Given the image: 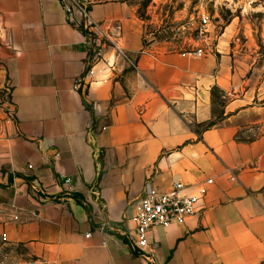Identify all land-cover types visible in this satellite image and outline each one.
<instances>
[{
    "label": "crops",
    "instance_id": "obj_1",
    "mask_svg": "<svg viewBox=\"0 0 264 264\" xmlns=\"http://www.w3.org/2000/svg\"><path fill=\"white\" fill-rule=\"evenodd\" d=\"M172 4L93 0L112 43L75 91L91 57L60 2L0 0V256L264 264V52L237 42L231 23L211 54H184L171 25L185 10ZM115 45L137 70L114 60ZM147 179L161 189L213 181L184 225L149 233L153 263L124 235Z\"/></svg>",
    "mask_w": 264,
    "mask_h": 264
},
{
    "label": "built area",
    "instance_id": "obj_2",
    "mask_svg": "<svg viewBox=\"0 0 264 264\" xmlns=\"http://www.w3.org/2000/svg\"><path fill=\"white\" fill-rule=\"evenodd\" d=\"M62 5L69 22L77 25L86 37V45L90 58V67L85 74L78 78L73 85V90L78 91L86 84L85 79L94 77V65L101 61L107 43H112V35L107 33L100 23L92 20L90 16V5L93 0H58ZM78 18V20L76 19ZM209 18L202 15L199 20V35L201 43L192 47L184 54L197 58L211 54V47H207L204 38L208 33ZM114 60H121L129 67L137 70L136 63L121 48L114 46ZM114 63L109 65L113 69ZM90 83V82H89ZM8 101V99H7ZM8 119L15 116V110L8 101ZM31 168V167H30ZM66 183L69 182L67 179ZM212 179H207L193 189L181 180L172 181L166 189L155 185L152 179H147L143 186L142 195L139 200L130 204L125 212V219L131 223V228L125 232L129 241L130 249L143 259L153 263L154 254L157 250V243L150 240L149 233L156 228H168L172 225L181 226L198 211L200 201L212 185ZM36 191V188H32ZM87 235L86 237H88ZM4 238V237H3ZM0 264H45L41 261L13 260L7 256H0Z\"/></svg>",
    "mask_w": 264,
    "mask_h": 264
},
{
    "label": "rangeland",
    "instance_id": "obj_3",
    "mask_svg": "<svg viewBox=\"0 0 264 264\" xmlns=\"http://www.w3.org/2000/svg\"><path fill=\"white\" fill-rule=\"evenodd\" d=\"M172 1L173 10H185L184 16L175 25H171L172 32L176 34L177 41L181 40V43L190 46L188 50L198 45L193 44L200 36L198 20L202 15H206L209 18V26L207 39L203 40L209 43L207 47L210 46L211 51L214 50L212 42L215 41V36L232 23L235 27L234 36L237 42H245L249 38L257 44L259 51L264 52V0ZM164 36L167 37V34ZM184 37L186 39H183Z\"/></svg>",
    "mask_w": 264,
    "mask_h": 264
},
{
    "label": "trees",
    "instance_id": "obj_4",
    "mask_svg": "<svg viewBox=\"0 0 264 264\" xmlns=\"http://www.w3.org/2000/svg\"><path fill=\"white\" fill-rule=\"evenodd\" d=\"M88 108V106H86Z\"/></svg>",
    "mask_w": 264,
    "mask_h": 264
}]
</instances>
